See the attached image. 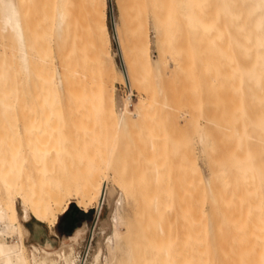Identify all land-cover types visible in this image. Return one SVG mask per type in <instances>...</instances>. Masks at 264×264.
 Segmentation results:
<instances>
[{
	"label": "rangeland",
	"instance_id": "374dc122",
	"mask_svg": "<svg viewBox=\"0 0 264 264\" xmlns=\"http://www.w3.org/2000/svg\"><path fill=\"white\" fill-rule=\"evenodd\" d=\"M91 1L94 3L67 0L68 26L59 39L54 31L57 0H20L29 79L21 71L13 35L0 36V165L10 166L11 162L1 160L19 156L31 160L33 152L40 151L49 167L54 158L57 166L64 158L73 166L102 167L101 171L109 167V173L104 171L108 181L102 183L98 206L85 212L75 199L70 200L87 213L72 230L85 229L77 232L78 242L71 245L77 256L75 264H90L98 245L112 230L108 223L112 208L107 206L106 193L112 187L113 200H119L118 184L136 201L137 213L133 215L129 208L134 204L126 199L127 205L125 200L123 216L128 214L130 223L124 243L136 251L140 262L159 264L165 258L164 254L159 259V252L167 248L166 263L162 259V264L181 263L188 257L186 248L195 232L205 225L210 232L205 242L210 259L206 261L213 264V249L220 242L215 240L218 236L209 238L211 232L228 236V231L247 221V191L253 180L247 172L239 174L237 170L247 167L250 154L257 170L253 183L264 184V131L258 128L264 123V66L255 64L256 75H249L253 61L262 57L234 50L229 22L233 0H211L210 16L217 18V29L196 38L179 36L174 43L180 48L176 52L168 50L166 37L157 43L154 35L155 17L163 21L165 11L157 14L150 6L139 8V0H105L110 49L108 55L96 54L91 42ZM140 25L150 40L146 55L136 49ZM101 60L113 62L117 71L112 78L115 98L122 102L131 93L129 110L140 109L139 116L127 119L129 124L120 130L116 128V105L114 116L108 112ZM57 72L64 83L62 94L55 86ZM256 81L261 82L262 91ZM199 131L211 141L207 155L199 152ZM156 169L161 174L158 178ZM223 171L228 176L225 180L221 179ZM113 176L117 182L112 181ZM154 200L161 209L158 213L151 208ZM15 204L20 218V202L16 199ZM61 216L59 227L53 228L32 218L22 222L28 231V236H23L28 252L46 241L54 249L71 241L66 239L71 232L59 235L57 231L64 225ZM197 238L194 243L198 244ZM5 241L15 243L16 237L7 236ZM195 254L188 258L194 261Z\"/></svg>",
	"mask_w": 264,
	"mask_h": 264
},
{
	"label": "bare ground",
	"instance_id": "6f19581e",
	"mask_svg": "<svg viewBox=\"0 0 264 264\" xmlns=\"http://www.w3.org/2000/svg\"><path fill=\"white\" fill-rule=\"evenodd\" d=\"M210 2L211 0H139L138 7L146 8L150 6L157 14L160 11H165L163 21L158 16L155 17L154 35L157 43L161 42V38L166 37L169 43V46H167L168 50L176 52L180 48L174 43L179 36L190 34L196 38L197 35L203 34L202 36H204V34L217 29V18L212 20L210 16ZM13 3L11 0H0V36L8 33L13 35L21 71L29 79V55L27 53L25 33L21 25V19L19 20L18 18V10L16 9V14ZM67 3V0H57L56 4L54 31L59 39L63 38L68 26ZM92 6L94 7H91L94 15L92 19V46L96 54L102 55L106 53L108 55L110 39L106 24V2L105 0H94ZM118 9L121 12V5H118ZM229 22L233 31L234 47H236L234 50H240L242 53L246 52V54L256 53L258 57H262L259 61H253L250 72L248 70L249 75L251 74L250 76L254 77L253 75H256L254 72L257 71V65L255 64L259 63L261 67L264 66V0H233L229 9ZM117 38L120 43L121 34L118 31ZM200 44L202 46V43ZM149 46V37L140 25L136 33V49L139 54L146 55L149 52ZM100 70L107 82L103 87V92L109 107V115L114 116V106L116 105L118 112L116 128L120 130L129 124L127 122L131 121L130 118L139 116L140 109H136L135 112L129 110L132 105L130 104L131 93L122 102L115 98L112 78L115 79L117 71L113 62L105 63L101 60ZM256 84L259 90L262 91L261 82L256 81ZM55 86L60 94L64 92V83L58 72ZM127 119L130 121H127ZM262 121L263 119L260 122ZM262 123H260L258 128L261 127L262 129L259 130L264 131V123ZM196 138L199 152L202 155H207L209 150L211 151L212 149L208 135L204 131H199ZM33 139L32 144H36V139ZM33 153L34 156L31 160L20 156L18 158L15 157L11 161L9 159L1 160V162H11V164L10 166L0 165V264H75L77 256L74 255L71 245L78 242L76 240L78 234L76 233L85 229H75L72 236H70L69 240L71 241L62 243L59 249H54L46 241L41 247L32 246V252H28L23 242V236H28V231L22 222H27L32 218L49 228H53L57 224L59 216L64 215L67 211L71 199H75L76 206L85 212L93 206H98L102 183L108 181V174L106 173H109V167L107 170L106 166H104L106 173L102 170L104 172L102 174V167L73 166L71 160L67 161L64 158L58 161V166L56 165V158L50 160L51 167H49L44 164L47 160L39 156L40 151ZM237 171L239 174L247 172L248 178H252L253 181L256 179L257 170H254L253 156L251 154L247 159V167ZM155 173L157 178L161 176L160 171H157V169ZM113 177L114 180L112 181L117 182V178ZM227 178V172L223 171L221 179L225 180ZM253 181H250V184L247 182V185L249 184L251 188L247 191V221L243 222V226L240 225L228 231V236H221L219 232H216L217 234L211 232L212 234L209 238L213 240L214 235L218 236L215 240L220 242V245L213 249V264H264V212H262L264 211V184L261 182L257 186L255 184L257 181L254 183ZM116 188L122 194L119 200H113L115 190L112 187L106 193L107 206L112 208L110 217H108V223L112 226V230L104 237V243L100 246L98 245L90 264H144L143 261H139L140 256L135 255L136 251L134 250V254L124 243L125 229L127 224L130 223L128 214L127 217L123 216V211L126 210V208L124 210L125 200L131 199L134 204L133 207L129 206V212L133 215L137 213L136 201L122 184H118ZM207 192L212 194L210 188H208ZM66 198L68 199L66 200ZM16 199L20 202V218L15 204ZM155 200L151 208L158 213L161 209ZM187 211L190 212V209ZM190 216L193 215L190 214ZM202 228L195 232L194 240L198 237V241L196 240L198 244L195 242L197 246H194L193 240L191 246L188 245L186 248L188 254L185 253V256L187 254L188 257H191L189 256L191 254L193 257L196 251L195 255L199 257V262L196 260L197 256L196 259L194 258L195 262L190 260L191 258L186 257L193 263L185 262L186 258H184L185 264H208L206 260L208 257L210 259L207 254L209 247L205 242H207V234L210 232L207 231L205 225ZM7 236H15L16 242L6 243L5 237ZM200 241L202 245L199 244ZM193 246L196 250L192 249ZM166 247L163 246L162 248L165 249ZM166 249L163 251L164 253L159 252V257L161 256L159 259L164 254L167 259L168 250L166 251ZM190 249H192L193 254L189 252ZM139 252L141 255V250ZM165 258H162L164 263H166ZM162 259L159 264H162ZM147 262L149 261L147 260ZM167 263H169L168 260Z\"/></svg>",
	"mask_w": 264,
	"mask_h": 264
},
{
	"label": "trees",
	"instance_id": "16d2710c",
	"mask_svg": "<svg viewBox=\"0 0 264 264\" xmlns=\"http://www.w3.org/2000/svg\"><path fill=\"white\" fill-rule=\"evenodd\" d=\"M87 213H83L82 211L78 210L72 203L69 205L67 211L62 216L64 219V225L62 227V232L65 235H68L72 232V229L75 225L81 220L86 217ZM60 221L58 222L59 225Z\"/></svg>",
	"mask_w": 264,
	"mask_h": 264
},
{
	"label": "crops",
	"instance_id": "0c3cea01",
	"mask_svg": "<svg viewBox=\"0 0 264 264\" xmlns=\"http://www.w3.org/2000/svg\"><path fill=\"white\" fill-rule=\"evenodd\" d=\"M12 1V3H13V1H14V10H15V12H16V14H17V10H18V18H19V20L21 19V14H19V13H21V3H20V0H11ZM17 9V10H16ZM20 11V12H19ZM21 25H22V22H21ZM23 27V26H22ZM62 217V216H61ZM59 220V219H58ZM59 222V221H58ZM58 222H57V226L59 227V225H58ZM62 229H60V228H58V233H59V235H65V234H63V232L61 231ZM77 234V233H76ZM56 236V235H55ZM72 236V235H71ZM57 237V236H56ZM66 239H70V236H68V237H66Z\"/></svg>",
	"mask_w": 264,
	"mask_h": 264
},
{
	"label": "flooded vegetation",
	"instance_id": "af4514ba",
	"mask_svg": "<svg viewBox=\"0 0 264 264\" xmlns=\"http://www.w3.org/2000/svg\"><path fill=\"white\" fill-rule=\"evenodd\" d=\"M75 228V227H74ZM74 228L72 230H74ZM79 229V228H78ZM72 233V232H71Z\"/></svg>",
	"mask_w": 264,
	"mask_h": 264
}]
</instances>
